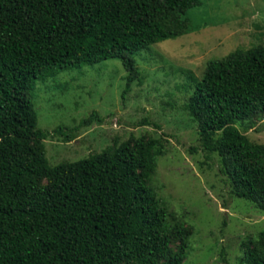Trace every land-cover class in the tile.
<instances>
[{"label":"trees","instance_id":"obj_1","mask_svg":"<svg viewBox=\"0 0 264 264\" xmlns=\"http://www.w3.org/2000/svg\"><path fill=\"white\" fill-rule=\"evenodd\" d=\"M201 4L0 0V264L185 262L195 227L154 184L162 141L132 137L51 165L48 136L73 141L102 118L94 110L75 126L40 128L31 90L37 80L116 59L127 93L144 77L135 55L186 33L185 14ZM190 77L184 108L203 148L220 156L232 192L264 211V143L238 127L264 118V45L210 59L202 77ZM239 263L264 264V230L242 240Z\"/></svg>","mask_w":264,"mask_h":264},{"label":"rangeland","instance_id":"obj_2","mask_svg":"<svg viewBox=\"0 0 264 264\" xmlns=\"http://www.w3.org/2000/svg\"><path fill=\"white\" fill-rule=\"evenodd\" d=\"M201 1L184 16L190 22L186 33L135 55L144 77L127 93L126 70L116 59L37 80L31 93L40 128L75 126L94 110L102 118L80 128L73 141L48 136L51 165L132 137L160 139L165 153L157 157L154 184L195 227L192 251L183 264H224L223 253L230 264H240L241 242L264 230V211L232 192L220 156H208L184 104L192 92L191 73L202 77L210 59L264 45V0ZM144 119L148 123H141ZM238 127L252 141L264 143V118L252 128Z\"/></svg>","mask_w":264,"mask_h":264}]
</instances>
